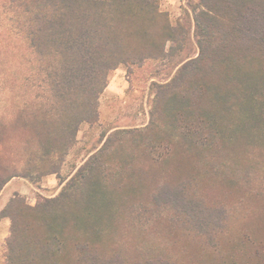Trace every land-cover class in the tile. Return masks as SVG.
Returning <instances> with one entry per match:
<instances>
[{"label":"trees","instance_id":"16d2710c","mask_svg":"<svg viewBox=\"0 0 264 264\" xmlns=\"http://www.w3.org/2000/svg\"><path fill=\"white\" fill-rule=\"evenodd\" d=\"M190 11L174 23L160 0L0 1V193L16 176L62 185L4 206L3 264H264V0ZM150 60L175 72L151 82L148 122L103 132L63 177L111 72Z\"/></svg>","mask_w":264,"mask_h":264},{"label":"rangeland","instance_id":"374dc122","mask_svg":"<svg viewBox=\"0 0 264 264\" xmlns=\"http://www.w3.org/2000/svg\"><path fill=\"white\" fill-rule=\"evenodd\" d=\"M191 2L192 0H160L161 8L169 13L174 23L185 16L187 20L192 17L190 11ZM3 38L4 35L0 33V58L1 51L5 49V40ZM188 51L193 55L198 53V48L194 42L190 43L186 52ZM174 72L175 69L172 62L165 60L147 61L142 66L133 67L132 72H128L125 66H120L112 71L108 87L100 97V118L95 123H83L81 125L78 141L69 155L66 156L62 165L61 173L63 177L73 172L75 165L79 166L90 152L101 145L103 132L111 128L145 125L149 120L151 82L165 81ZM7 93V91H0V114L3 112ZM26 179L32 184L31 190L26 195H20L25 196L30 204H34L40 196H55L62 188L60 180L53 173L40 177L36 175L35 178ZM7 219L8 223L0 217V242L3 241L0 249V264L4 263V244L6 237L9 235L11 224L10 219Z\"/></svg>","mask_w":264,"mask_h":264},{"label":"crops","instance_id":"0c3cea01","mask_svg":"<svg viewBox=\"0 0 264 264\" xmlns=\"http://www.w3.org/2000/svg\"><path fill=\"white\" fill-rule=\"evenodd\" d=\"M32 184L30 181L24 177H13L8 183L4 186L0 193V211L8 203V201L15 196L17 193L26 195L29 190H31ZM6 194V195H5ZM5 195V196H4ZM4 197V198H3ZM6 223H8L7 218H2ZM6 236V235H5ZM4 236V238H5ZM2 242H0V249L2 248Z\"/></svg>","mask_w":264,"mask_h":264}]
</instances>
